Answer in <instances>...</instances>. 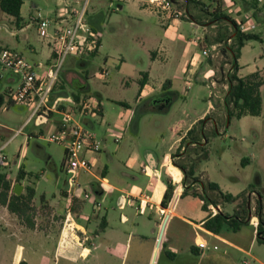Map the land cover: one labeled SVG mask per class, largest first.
Returning <instances> with one entry per match:
<instances>
[{"label": "rangeland", "instance_id": "obj_1", "mask_svg": "<svg viewBox=\"0 0 264 264\" xmlns=\"http://www.w3.org/2000/svg\"><path fill=\"white\" fill-rule=\"evenodd\" d=\"M125 1L88 0L85 22L91 32L100 38L102 46L100 53L88 59H80L76 53L66 58L58 74V80L49 95L50 106L71 105L74 100L80 99L83 95L92 96L99 101L104 112L103 117L89 118L93 127L86 125V128L102 143V150L97 156L98 160L93 163L94 172L99 174L100 170L107 168L106 176L113 183L123 179L124 174L141 177L145 183L147 179L140 175L137 169L131 170L126 165L131 151L135 150L142 155L148 148H152L158 154L166 153L171 144L169 128L178 120H193L211 103L214 111L207 117L215 119L218 124V133L214 132L215 126L208 125L209 141L208 145L203 147H190V144H193L190 143V139L202 140L199 133H193V139L192 135L187 136L174 156L178 155L179 151H183L185 145L188 146V151L184 153L182 159L171 160L169 165L171 175L178 186H189L191 180H199L202 177L205 184V191L189 189L186 192L180 201L178 212L197 223L203 217L208 218L207 209L210 205L220 204L225 214L233 216L238 213L242 220L251 222V224H243L239 231L230 233L231 240L240 247V250L207 239L209 248L205 250V256L200 257L190 253L194 236L192 228L179 220H174L166 232L165 249L161 250L162 242L160 246L154 248L153 257L149 262L130 264H264V243L257 241L256 226H254V223H259L258 199L260 197L264 199V85L261 88L262 113L260 116H244L238 119L237 111L233 106L227 107L226 97L230 90L228 76L233 58L226 49H235L236 44L235 41L231 43L227 41L233 30H230L225 21L217 20L224 15L235 18V9L237 6L240 8L247 0H172L173 7L180 13L179 27L172 26L168 20L150 7L142 6L144 0ZM86 2L87 0H25L22 10L27 13V10L34 8L36 12L38 11L37 16L39 14L45 16V13L50 10L59 8L63 14H66L65 6L68 4L70 13L75 15L82 11ZM118 4L123 5L124 8L118 9ZM36 15L31 17V21L27 19L19 23L14 18L0 15V45L2 48L20 52L33 65L46 63L49 53V50L39 54L31 51L34 46L41 51L42 44L46 41L38 35ZM83 30H85L84 26ZM167 30L193 41L196 54L203 60L199 75L193 80L194 85L184 90L179 102L169 115L149 110L143 115L138 127L134 123L126 133L119 132V135L111 136V133L116 132L113 126L124 111V105L121 102H128L133 109H137L136 100L141 89L140 72L148 71L152 62L150 53L154 52L162 41L167 44L169 39ZM49 31L52 33L51 28ZM253 33L260 36V39L250 40L242 48L239 59L242 75L238 72V76L247 77L258 71L259 80L264 81V23H259ZM49 46L51 48L50 43ZM205 49L211 51L213 58H205L203 55ZM50 64L51 62H48V65ZM102 68L109 70L107 79L98 75ZM9 74V71H4L0 66V76L3 75V78L0 77V92L5 93L2 96L9 107L6 112L0 109V130L4 133L0 146L9 143L15 133L26 125L25 134L14 138L4 150V155L12 165L13 173L10 175L15 177L19 171L15 162L19 160L20 154H24L21 165L31 176L26 184L30 183L28 186L36 191L34 205L38 209V215L37 228L33 234L28 232L27 235H22L20 231L12 230L8 232L10 236L0 239V264H18L20 255L15 263L14 261L11 263L17 251V245H22L26 249V255L30 258L29 264L115 263L116 260L112 256L102 251L99 239L95 241L97 245H100L96 251L99 259L95 256L87 262L81 259L75 260V254L79 249L70 246V240L73 239L74 244L91 247L92 237L97 232V227L92 225L86 229L87 235L80 230L69 235L62 244L63 249L67 246L69 248L68 258L59 263L56 262L54 256L59 250L64 228L62 220H65V217L61 216H64L66 209L71 207V212L76 214L77 219L82 202L71 199V202L68 200L66 205L65 199L61 198L63 186L60 182L66 180L65 150L63 146L47 141L57 132L52 131L59 117L51 118L54 114H49L47 119L42 120L40 117L43 115L39 114L31 118L33 108L14 105L6 91L8 87L16 88L17 84L8 82ZM76 80L85 86L83 90L78 91L73 86ZM231 113L233 116H230ZM29 134L37 135H33V138L28 141L26 135ZM38 136H41L42 140H38ZM105 138L108 139L106 145L110 154L104 150ZM162 138L165 139L164 143ZM172 165L176 168H172ZM178 165L184 166L188 174L186 185L183 182L185 173L180 177ZM192 169L195 171L194 175L191 174ZM204 174L209 175L208 179H204ZM99 176L102 177L100 174ZM89 180L94 179L83 173L80 177L83 188L78 191L77 196L86 201V212L99 211L101 215L109 214L111 229L114 231H132L137 235L155 238L157 226L162 224L166 213L156 225V219L136 216L132 208H127L123 212L114 210L116 198L106 196L101 201L91 187H86ZM211 185H217L218 188ZM163 189L164 187L160 185L154 200H160ZM180 191L181 189L178 190ZM86 192L90 195L88 200L84 198ZM222 192L234 196L242 195V198L234 203H228L223 198ZM43 196L57 207L60 217L53 213V208L42 204ZM243 198L250 202V209L249 202L248 205L242 203ZM96 201L101 203L99 209L94 204ZM174 204L175 202L172 207ZM205 204L207 206H204ZM172 209L169 210L173 212ZM122 213L130 219L126 224L120 221ZM14 227L16 226H11V228ZM98 229L100 231V226ZM45 238L48 239L45 240ZM198 240L200 237H197ZM106 244L110 245L109 242ZM172 250L177 254L175 259L169 257V252Z\"/></svg>", "mask_w": 264, "mask_h": 264}, {"label": "crops", "instance_id": "obj_2", "mask_svg": "<svg viewBox=\"0 0 264 264\" xmlns=\"http://www.w3.org/2000/svg\"><path fill=\"white\" fill-rule=\"evenodd\" d=\"M145 1L146 0L143 1L144 3L142 6L146 5ZM247 1L251 2L252 0H247ZM125 2H127V0ZM117 6H118V9L120 10L124 8V6L120 4H118ZM240 8L244 12L252 11V10L245 11L242 6H240ZM237 9H239L238 6H237ZM37 12L34 8L29 11L27 10V13L21 10L22 19L24 21H27V19H30L31 21V17H34L37 14ZM56 12L59 14L62 13V11L59 8H57V9L50 10L49 12L45 13V17H51ZM0 15L1 17L3 15L8 16L5 13H3L1 10H0ZM258 18H259L260 23H264V15L263 16L259 15ZM168 21L170 24H172V26L179 27L181 25V23L178 20H175V21L168 20ZM166 34L169 37V39H167V44H164V42L162 41L159 44V47L154 52L152 51L150 53L152 57V62L148 68V71L140 72L141 73L140 81H144V85L141 86L140 95L137 97V100H136L137 109L136 110L133 109L128 104V102H125V103L121 102L123 105H127V106L123 107L124 111L118 117L115 125L113 126L116 132L111 133V136L114 137L115 134L119 135V132L126 133L129 130V128L132 127L134 123H136V126L138 127V124L142 120L143 115L146 114L149 110L160 112L164 115L165 114L169 115L172 112L175 105L179 102V98L183 94L184 90L192 88V86L194 85L193 80L197 79L203 60L198 54H196L193 41L186 40L183 37L176 35L175 33H170V31L168 30ZM0 47L2 46L0 45ZM48 50H49V53H48L47 62L37 63L36 66H39V67L41 66L44 69V66L48 65V62L52 61V49L50 48L49 43L47 41H44L42 44L41 51H39L35 46H34V49L31 50L33 52L36 51V54H39L40 52L45 53ZM99 53H100V50L95 55ZM240 57H241V54H240ZM239 59H238V65H239ZM81 67L83 66L81 65ZM240 69L241 68L239 65V74L242 75L240 73ZM256 72H253L252 74ZM0 77L3 78V75H1ZM76 81H74V83ZM8 82L11 84L16 83L18 86V78L11 72L8 77ZM81 85H82L81 88H76L78 91L83 90L85 88L83 84ZM10 88L12 87H8L6 92H8ZM4 94L0 92V95H4ZM97 102L100 108V112L94 116L96 118L100 116L103 117L104 115L103 109L100 105V102L99 101ZM5 107H8V105L4 99V104L0 106V109H2L3 112H6L9 110V107L7 108V110H4ZM212 111H214V108L211 105V103H209L208 108L203 113H201L196 118H194L193 120L188 121V120L181 119L175 122V124L169 128L171 144L167 152L164 154H158V152L152 148H148L145 151V153L142 155L135 150L131 151V154L129 155V160L126 165L131 170L137 169L139 174L142 175L145 179H147V182L145 183L142 181L141 177L131 176L129 174H124L123 179H120L119 181H116L113 183L109 181V179L106 176L108 174L107 168H104L103 170L99 171V174L102 177H100L99 174L95 173L94 169H93L92 174L85 173L94 179V180H89L88 181L89 183L88 182L86 183V187L87 188L91 187L93 191L95 192V194L97 195L98 199H101V201H103V199L106 196H110L111 198L113 197L116 198L114 210L118 209L123 212L127 208H132L135 211L136 216H147L150 219L151 218L156 219V225H157V221L160 220V218H162L163 214L166 213V216L162 224L159 227L157 226L155 238H149L146 236L137 235L132 231L131 232H126L123 230L114 231L111 229L112 227H111V222L109 219V214L101 215L99 211H94L93 213L86 212L85 211L86 201L79 199L80 197L79 196L76 199L79 202H82L81 212H79V215H78L79 217L74 220V224L80 230V232L85 235L88 234L86 232V229L87 228L89 229L91 227L90 225H92L95 228L97 227L96 228L97 232L92 237L91 247H84L83 244L77 245V244H74V242H72L73 239L70 240L71 241L70 246L79 249V251L76 252L75 254V257H76L75 260L81 259L83 262H87L91 257H95V256H96L95 258L99 259V255H96V251L101 245L102 251L108 254L109 256H112L116 260L115 263L113 264H126L127 258L130 253V249H133V259L131 263L132 262L139 263L142 261L149 262V260L152 259L153 257V254H154L153 248L154 247L156 248V245L159 241V238L164 228L166 220L168 221L166 224L164 234L162 236V240L160 242V245L163 242L161 250H164V245H167L166 232H167L168 227L171 225V223L174 220H179L183 224L190 226L192 230L194 231L193 244L190 246L191 254L196 253L195 255L204 257L205 250L209 248L207 239H212L215 242H218L225 246H229V247L240 250V247H238L231 240L230 233L233 231L228 229L227 226L223 228V230L221 231L219 235H215L207 231L204 228L203 226L204 222L211 216V213L208 209H207L209 212L208 218L203 217L197 223L190 221L183 214L178 212L180 201L184 197L183 194L185 193V190L181 189V191L178 192L180 188L177 185V182H175L169 170V165L171 164V160L173 161V156L175 155L177 150H179L180 146L182 145L183 140H185V138L188 136L189 132L192 129H196V130L199 129L200 128L199 123L202 120H204L209 114H211ZM185 115H187V112H185ZM55 116H58L59 118H57L56 126L53 127L52 132H56L60 124L59 115L55 114L51 118H54ZM40 118L42 120L47 119L44 116ZM86 125L93 127V123L89 119L87 120ZM110 128L112 127L110 126ZM4 129L8 130L5 127ZM33 135H37V134L26 135V137L28 138V141L31 138H33ZM3 137H4V133L3 131L0 130V140L3 139ZM37 138L38 140H42L41 136H38ZM107 140H108L107 138H105L104 140L105 142L104 150L107 154H110V151L108 150L107 145H106ZM164 142H165V139L162 138V143ZM2 147L3 146H0V148ZM23 155L20 154L19 160L15 162L19 170L21 168L23 169L21 165V160L23 158ZM97 156L98 154L87 155V157L90 158L93 163H95L98 160ZM172 168H176V167H172ZM177 168L180 170L179 171L180 177L181 175L184 176V172L179 167ZM5 171L8 173L9 179L13 182V189H14V186L18 184L17 182L18 173L16 174L15 177L13 175H10L11 173H13L11 163H9ZM24 171L26 172V170ZM26 173H27L26 178L19 183L24 186L23 193H25V188L30 184L29 183L27 185L26 182L31 179V176L28 174V172ZM183 176H182V180H183ZM208 177H209L208 174H204V179H208ZM169 183H171L175 187L174 192H173V197L171 198V201L168 204L169 208L168 207L163 208L162 201L164 199L165 193L167 191V185ZM60 184L63 186L61 198L65 199L66 205H67L68 200L69 202H71L70 201L71 199L68 196V192H67L69 189V185L66 180L64 182L61 181ZM160 185H162L164 189H163L160 200L156 201L154 200V197ZM84 190H86V188H84ZM77 196H78V192H77ZM46 201L48 202L47 198H46ZM173 202H175V204L172 207ZM48 204L51 207V209L53 208V211H54L53 213H55L57 216L60 217L57 207L54 204H51L50 202H48ZM94 204L97 207V209L101 207V203L98 201H96ZM171 208H173L172 209L173 212L169 210ZM68 209H66L65 215L61 216L62 218L66 217ZM169 215L171 216L168 218ZM129 220H130L129 217L126 214L124 213L121 214L120 221L122 224L128 223ZM77 221H78V224H77ZM63 222L64 220H62V223ZM102 222L106 223L107 226L105 230L99 231L98 227L101 225ZM10 224L11 226L15 225L16 227L11 228ZM254 226H256V233H257V225L255 224ZM12 230L16 232L20 231L22 235H27L28 232H31V234H33V232L35 231V230L34 231L28 230L27 228L23 227V225L20 223V221L15 215L11 214L7 210V208L0 205V239L10 236L8 232ZM63 233L65 236H67V238L63 236ZM63 233H62L63 239L61 238L58 253L54 256L57 263H59L61 260H64L65 258H68L67 254H68L69 248L67 246L63 249L62 244L66 239L69 238V236L66 232H64V230H63ZM5 234H8V235L5 236ZM197 237H200V240L197 241ZM48 238H45V240H47ZM96 239H99L100 245H97L95 243ZM86 240L88 241L89 238L87 237ZM106 242H109L110 245H107ZM201 243L206 244L205 249H201L199 247V244ZM193 249H194V253H193ZM169 254L172 255L174 259L177 256L176 252L173 250L169 252ZM18 255H20L18 264H20L21 261H27L28 263H30V258L27 257L26 249L22 245H17V251L13 255L14 260L12 259L11 263H13V261L14 263L16 262V258L18 257Z\"/></svg>", "mask_w": 264, "mask_h": 264}, {"label": "built area", "instance_id": "obj_3", "mask_svg": "<svg viewBox=\"0 0 264 264\" xmlns=\"http://www.w3.org/2000/svg\"><path fill=\"white\" fill-rule=\"evenodd\" d=\"M146 6L155 10L165 20H178L180 13L173 7L172 0H146ZM260 12L255 16V11L244 12L241 8L235 9L236 17L233 18L237 27L242 33H253L259 25V15H264V0H257ZM82 11L75 15L70 13L69 6L66 4L65 13H55L51 17L42 15L37 16L38 35L51 44L53 51L50 65L40 66L33 65L20 52L0 47V66L4 71H10L18 78V86L10 88L8 95L14 105L33 108L31 118L42 114L48 118L49 114L60 116V124L56 133L47 139L49 143H55L64 147L65 150V171L66 181L68 182V196L74 200L77 192L82 189L80 177L83 173L92 174L93 162L87 155H95L101 152L102 143L87 128V120L97 115L100 108L97 100L92 96H82L74 100L73 104L50 106L49 95L52 92L58 74L64 65L66 58L76 53L80 59H88L94 56L101 48L100 38L91 32L86 26V6ZM85 30L82 31V27ZM52 29V33L49 29ZM205 57L213 58L210 50H203ZM98 75L107 79L109 70L102 68ZM215 84V83H214ZM4 110H7L5 107ZM26 125L19 129L12 137L10 142L18 135L25 132ZM9 142V143H10ZM7 143L0 148V167L6 169L9 165L8 159L4 155ZM180 189L185 190L187 187L180 185ZM84 198L87 200L90 195L86 192ZM143 202V200H142ZM68 209L64 220V232L71 235L72 232L79 229L75 226L74 220L76 214ZM208 210L211 216H216L223 211L221 205H210ZM258 226L259 223H254ZM63 236L64 233H63ZM67 238V236H65ZM63 239V237H62ZM201 249L206 248V244H199Z\"/></svg>", "mask_w": 264, "mask_h": 264}, {"label": "trees", "instance_id": "obj_4", "mask_svg": "<svg viewBox=\"0 0 264 264\" xmlns=\"http://www.w3.org/2000/svg\"><path fill=\"white\" fill-rule=\"evenodd\" d=\"M25 3V0H0V10L6 15L14 18L17 23L21 22V10ZM245 11L254 10L255 16L258 15L260 9L258 8L257 0H252L251 2L244 1L242 5ZM217 20H223L229 26L232 31L230 37L227 39L229 43L235 41L236 48H227L228 54H231L233 58V63L229 69L228 83L230 85L229 93L226 97L227 107L233 106L237 111L236 117L241 119L244 116H260L262 113V96L261 88L264 85V81L259 80L258 73L251 74L247 77L238 76L239 65L238 59L241 54L242 48L250 40H258L260 36L254 33H242L236 25V22L231 17L224 15L218 17ZM144 85V81H141V86ZM4 104V97L0 95V106ZM127 106V105H124ZM230 116H233L231 113ZM204 120L199 123V126L203 125ZM196 129H192L189 135H192ZM184 143V140L183 142ZM178 167L185 173V178L188 177L184 166ZM173 170V169H172ZM194 170H191V174L194 175ZM27 176V173L21 168L17 175V182L20 183ZM212 187L218 188L217 185H211ZM174 185L169 183L167 185V191L165 193L164 199L162 201V207L167 208L171 198L173 197ZM189 190H185V193ZM13 182L9 179L8 173L5 169L0 167V205L7 208V210L15 215L20 223L28 230H36L37 228V215L38 209L34 205V200L36 196V191L33 187L27 186L25 188V193L20 196L14 194ZM222 196L228 203H234L242 198V195L234 196L232 194H225L222 192ZM41 202L44 206H49L46 202V197L41 198ZM248 199L243 198L242 203H247ZM216 206L220 204H215ZM204 206H207L206 204ZM46 208V207H45ZM250 209V202H249ZM249 212H251L249 210ZM257 215L259 219V224L257 226V241L264 243V199L260 197L257 202ZM245 223L251 224L250 220L244 221L241 219L238 213L233 216L225 214L223 211L218 213L216 216H210L203 224L204 228L215 234L219 235L225 226L232 231H239L241 226ZM107 224L102 222L100 225V230H105ZM166 245H164L165 249ZM194 253V249H193ZM196 254V253H195ZM170 258H174L169 254ZM20 264H29L27 261H21Z\"/></svg>", "mask_w": 264, "mask_h": 264}, {"label": "flooded vegetation", "instance_id": "obj_5", "mask_svg": "<svg viewBox=\"0 0 264 264\" xmlns=\"http://www.w3.org/2000/svg\"><path fill=\"white\" fill-rule=\"evenodd\" d=\"M75 88H78L77 85L74 83L73 85ZM211 126H215L214 127V132L217 134L218 133V129H217V122L215 121V119L211 118V117H206L204 119V123L203 125H201V127L199 129H197L194 133H199L200 136L202 137V140L200 141H195V140H191L190 139V143L192 142L193 144H190V147H203L208 145V141H209V137H208V125ZM213 132V131H212ZM191 138L193 139L194 136L192 135ZM183 151H179V154L173 157V160H179L182 159L184 157V153L188 151V146L185 145L182 149ZM203 179V177H202ZM202 179H197V180H191V183H189V186H185L189 189H194V190H198L201 189L202 191H205V184L203 183ZM184 184L186 185L188 183V177H184ZM198 186V187H197ZM187 188L185 190H187Z\"/></svg>", "mask_w": 264, "mask_h": 264}, {"label": "water", "instance_id": "obj_6", "mask_svg": "<svg viewBox=\"0 0 264 264\" xmlns=\"http://www.w3.org/2000/svg\"><path fill=\"white\" fill-rule=\"evenodd\" d=\"M260 16H261V15H260ZM75 84L77 85L78 88H81V87H82V85H81L78 81H76ZM23 190H24V186L18 183V184H16V185L14 186V191H13V192H14L15 195L20 196V195L23 193ZM164 226H165V225H164ZM163 234H164V228H163V230H162V233H161V235H160L159 241H158V243H157L156 246H160V242H161V240H162V236H163ZM154 248H155V247H154ZM154 248H153V250H154ZM132 259H133V249H130V253H129V256H128V258H127V262H126V264H130L131 261H132Z\"/></svg>", "mask_w": 264, "mask_h": 264}, {"label": "bare ground", "instance_id": "obj_7", "mask_svg": "<svg viewBox=\"0 0 264 264\" xmlns=\"http://www.w3.org/2000/svg\"><path fill=\"white\" fill-rule=\"evenodd\" d=\"M173 167H176V166H174V165H172Z\"/></svg>", "mask_w": 264, "mask_h": 264}]
</instances>
